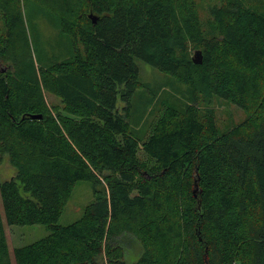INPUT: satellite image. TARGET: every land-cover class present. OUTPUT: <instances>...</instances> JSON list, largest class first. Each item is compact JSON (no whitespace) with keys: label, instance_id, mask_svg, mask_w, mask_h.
<instances>
[{"label":"trees","instance_id":"16d2710c","mask_svg":"<svg viewBox=\"0 0 264 264\" xmlns=\"http://www.w3.org/2000/svg\"><path fill=\"white\" fill-rule=\"evenodd\" d=\"M26 10L58 29L64 58L34 62ZM136 59L184 85L143 134ZM215 97L248 114L221 130ZM1 154L16 175L0 183V264H264V0H215L204 20L198 0H0ZM78 180L93 200L60 224ZM1 209L50 232L11 258Z\"/></svg>","mask_w":264,"mask_h":264},{"label":"rangeland","instance_id":"374dc122","mask_svg":"<svg viewBox=\"0 0 264 264\" xmlns=\"http://www.w3.org/2000/svg\"><path fill=\"white\" fill-rule=\"evenodd\" d=\"M214 2L215 0H198L200 4V16L203 20L208 15L210 4ZM27 10L25 21L34 62L37 63L36 60L38 59V64H42L40 59L42 56L46 58V55L50 56L53 54L64 58L67 55V46L64 42H62V45L57 46L58 29L52 26L46 17L31 15ZM136 63L139 68L140 80L144 85L136 88L131 98L129 117L131 123L140 129V134H143L147 129V124L159 113L160 101L162 100L165 103H169L170 101L178 102L177 98L180 97L184 85L173 86L168 82L169 75L166 73L161 72L156 67L142 60L136 59ZM122 87L124 85H120V88ZM45 100L50 107L60 105L59 97L50 92H46ZM126 104L123 96L118 93L117 107L120 112L124 111ZM211 106L216 110L217 124L221 130L242 121L248 114L247 109L245 110L239 105L229 103L219 97L213 99ZM0 156L1 183L4 180L15 177L16 168L10 164L6 154H1ZM92 200L93 191L90 182L78 180L73 187L58 222L66 225L77 220L82 215L85 206ZM1 214L11 258L13 257L14 247L32 243L48 235L50 232L46 224H8L4 218L2 209ZM124 244V260L128 263L135 261L141 251V245L131 235L126 237ZM12 264H14L13 258Z\"/></svg>","mask_w":264,"mask_h":264},{"label":"water","instance_id":"95a60500","mask_svg":"<svg viewBox=\"0 0 264 264\" xmlns=\"http://www.w3.org/2000/svg\"><path fill=\"white\" fill-rule=\"evenodd\" d=\"M90 19L93 23H95L96 17L92 14H89ZM192 62L194 63H201L202 62V54L200 51H195L194 55L192 56ZM33 118H41V115H32ZM195 193V188L193 189Z\"/></svg>","mask_w":264,"mask_h":264}]
</instances>
